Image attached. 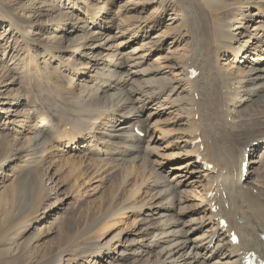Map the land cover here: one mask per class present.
Returning <instances> with one entry per match:
<instances>
[{"label":"bare ground","instance_id":"6f19581e","mask_svg":"<svg viewBox=\"0 0 264 264\" xmlns=\"http://www.w3.org/2000/svg\"><path fill=\"white\" fill-rule=\"evenodd\" d=\"M122 1L44 0L51 21L39 40L25 23L42 30L43 20L23 18L15 0H0V23L12 28L0 51V125L6 127L0 128V264H69L88 254L107 256L106 264L264 258V114L250 113L264 107V21L256 20L264 0H128L125 7ZM68 2L76 12L61 9ZM150 7L153 13L144 15ZM197 24L200 38L185 53L165 48L168 39L187 44V27ZM58 68L64 76L53 84ZM27 75L42 110H25L21 92L13 91ZM166 113L176 118L174 129L153 130L155 117ZM54 140L83 156L60 162L53 158ZM247 156L250 174L241 183ZM80 158L93 161L91 170ZM173 158L179 163L167 169ZM15 160L19 167L7 173ZM35 162L33 208L15 225L27 209L18 211L25 182L19 168ZM128 164L140 167L142 179L120 201L115 192L70 228L50 220L69 193L64 184L84 195L90 182ZM66 169L64 181L59 174ZM9 213L10 226L1 222ZM130 216L136 228L116 230ZM107 230L105 242L93 237ZM234 231L239 243L231 240Z\"/></svg>","mask_w":264,"mask_h":264},{"label":"rangeland","instance_id":"374dc122","mask_svg":"<svg viewBox=\"0 0 264 264\" xmlns=\"http://www.w3.org/2000/svg\"><path fill=\"white\" fill-rule=\"evenodd\" d=\"M44 0H15V3L20 4L19 6V13L20 15H24L23 18H31L34 20V22H37V20L39 21V19L41 18L43 20L40 21L42 23H40L42 30L37 29L38 27L36 25H31V24H27L25 23V27L26 29L30 30L31 34H33L35 37H38V39H42L45 38L46 36H48V33L45 32V27L46 26H50L49 22L51 21V13L50 11L48 12V10H52V8L49 6V3L47 2H43ZM128 0H124L122 1L121 5L123 7H125V3H127ZM136 1H141L142 0H133L132 3L130 2L131 5H134L133 2ZM234 2H242L243 0H232ZM25 5L28 9H23L22 5ZM29 5H31L29 7ZM140 5V4H139ZM41 8L42 9V13L39 12H34L35 8ZM64 7V8H63ZM61 9H66L68 11H75L76 12V8L73 6L72 3L68 2L65 3V6H63ZM250 10L252 11V13H256L257 10L254 7H251ZM225 14L227 13H231V15L233 14V10L229 9V7H226L222 10ZM41 12V11H40ZM153 13V7H150L148 10H146L144 12V15H148ZM235 13V12H234ZM237 17H241L243 14L239 11L236 10ZM263 20L264 21V12L262 13L261 17H257L256 20ZM172 21L169 19V17H167V21L166 23L168 24L167 26L171 25L174 26L172 24H170ZM254 24V23H252ZM256 24V23H255ZM124 24L121 23V27H123ZM40 28V27H39ZM188 28V32H187V36L189 38V42H187V44H185V42H180V43H175L173 42L172 44V39H168L167 41V45L165 46V48H171L172 51H174V55L176 56H180L181 54L185 53L188 48L190 47L191 44L194 45V39L200 38V29L201 26L200 24H197L195 26H190L187 27ZM11 27L5 22V23H0V51H3V47H4V40H2L5 35H7L10 31H11ZM117 29H115L114 31H116ZM155 30L151 31V36L157 35L154 33ZM154 33V34H153ZM4 34V35H3ZM22 42V39L20 38V36L17 37L16 43L19 44ZM136 45V44H135ZM134 45V46H135ZM130 49V48H129ZM13 50H11L12 52ZM172 51L166 52L164 54H170ZM225 59L226 56H223ZM66 60V58H65ZM63 73L60 71V68L57 69V73L54 76L53 79V84H55L57 81L61 80L63 78ZM18 81L19 84H16V86H14L13 88L15 90H13L14 92L20 91L21 95H22V100H24L25 102H27V105L25 107V110H28L29 108H34L35 106H37L40 110H42L43 107V102H42V98L41 96H39V93L36 91L35 88H33V83L31 81V79L29 78V76H23L21 77ZM3 91H5V87L2 88ZM0 97H4V94L0 93ZM250 113H263L264 114V107L261 106L259 107L257 110H252L250 111ZM13 115V114H11ZM172 115H167L163 114L161 116H157L155 117L154 123L155 126L152 127V129L154 130L155 128H163V129H167L168 131H172L174 128L172 127V122L174 119L176 118H171ZM157 119V120H156ZM1 129H6L5 125H0ZM8 130V129H7ZM11 132V135L9 137V139L12 140V134L13 132ZM157 133V130H156ZM158 134V133H157ZM56 140L53 141V145L52 148L54 149V151L52 152V154L54 155L53 158H57L59 159V161L61 162L63 158H71V155H79V156H83L84 152L82 150H78L77 152L74 153H70L67 152L66 147L62 148H57L56 147ZM18 146L21 145V143L17 144ZM159 147V146H158ZM56 149V150H55ZM78 162L83 161L84 162V168L87 170H91V165L93 161H88L85 162L84 159H78L76 160ZM168 163V168L170 169L172 167V165H175L177 163H179L175 158L167 161ZM32 165H27L26 167H20L19 169H21L22 174H24L23 176H25V182H23L22 184V189L24 190V193L21 191V195L24 196V203H21V207L18 211H21L25 208H27L26 210L22 211L21 213H19V217L16 218L15 220H13V223L15 225H18L20 222V219L25 216L28 212V210H32L33 208V204L31 203V201L29 200V198L31 196H34L35 194V190H36V182L33 178V176L30 174L32 172V170L36 169L37 167L39 168L40 164L35 162V163H31ZM36 164V165H34ZM39 164V165H38ZM20 165V161L19 160H15L13 161V163H11V165L9 167H7V173H11L13 169H17ZM67 168H70V164H67L66 166ZM141 171L140 167L137 168H133L132 166L125 165V166H121V167H114L113 169H110L109 171L103 173L98 181H92L90 182V184L86 187L88 189V192L84 193V195H78L77 193H75V191H73V188L71 187V185H68V182L66 184H64V187H66V192H69L67 195H71L72 197L67 198L68 196L66 195V198L64 199V202L62 203L61 207L55 211L51 212L50 215V220H52L53 218H57L58 220V225L62 226L63 229L66 228H70L76 225V217L78 215H85L90 213L91 211L95 210L99 205L103 204V203H108V201L110 200L112 194H114L115 192L121 193L120 197H119V201L124 197V194L130 190L133 186L135 185H139L142 177L139 175L138 176V172ZM175 173H178L177 170H175ZM261 172H264V166L261 168ZM62 173V172H61ZM60 173V174H61ZM67 173V174H66ZM59 174L60 177H62V179L64 181H66L69 178V174L70 172L68 171V169H66L61 175ZM250 174V172H249ZM124 178H128L126 183H123ZM190 190V194L193 196H197V192L195 190V188L192 189V186ZM72 192V193H71ZM125 222V224L120 223V226H118V229L121 230H126V231H132L133 229H135L136 227H134L133 223H134V217H128L127 219L123 220ZM1 222H6L8 226H10L12 224V217L11 214L9 213V215L5 216L3 218V220ZM80 224V223H79ZM82 224V223H81ZM108 226V224H107ZM110 230V229H109ZM109 230H107L102 237H97L96 235L93 236L97 239H102V242H105L106 240L109 239V236L107 238H103V236H106L109 232ZM102 234V232L100 233ZM55 235L53 234L49 237V243L55 242ZM92 236V234L90 235ZM108 257L104 256L103 258H99V257H95V256H89L86 255L85 257L81 258V259H77V260H72L69 264H106V259Z\"/></svg>","mask_w":264,"mask_h":264}]
</instances>
